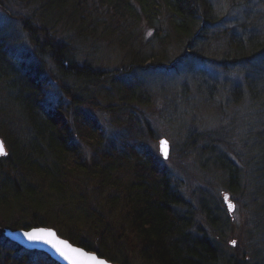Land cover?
Segmentation results:
<instances>
[{"label": "trees", "instance_id": "obj_1", "mask_svg": "<svg viewBox=\"0 0 264 264\" xmlns=\"http://www.w3.org/2000/svg\"><path fill=\"white\" fill-rule=\"evenodd\" d=\"M17 1L29 9L20 15L35 60L20 56L0 31V136L8 148L5 156L0 155V247L5 260L18 245L2 237L4 227H53L60 216L77 223L67 203L74 199V192L92 185L109 191L111 207L119 202L128 206L125 213L132 238L142 244L147 264H246L247 256L241 252L229 259L222 255L207 231L189 235L176 205L180 194L165 164L150 151H120L113 142H106L102 123L88 110L99 105L102 96L106 108L115 105V97L121 101L120 108L150 103L149 87L133 80L134 72L165 69L166 62L177 64L182 56L172 59L171 44L187 47L207 38L210 25L218 20L212 0ZM142 21L144 29L139 25ZM132 25L136 31L130 30ZM120 36L129 45V55L118 68H105L87 58L91 56L86 51L89 45L100 40L110 46ZM228 43V54L233 52L242 62L263 54L264 31L254 29L246 37L231 33ZM193 47L196 55L205 52V45ZM47 59L56 69L57 91L48 87ZM251 92L264 102V83ZM65 94L70 103H64ZM261 129L264 132V126ZM82 141L92 146V155L84 151ZM254 160L256 168L264 169V151ZM221 162L229 170L230 189L237 192L239 171L235 172L227 158ZM261 186L264 182H258ZM67 237L92 248L87 241ZM18 251L26 257L33 253ZM253 262L264 264V257Z\"/></svg>", "mask_w": 264, "mask_h": 264}, {"label": "rangeland", "instance_id": "obj_2", "mask_svg": "<svg viewBox=\"0 0 264 264\" xmlns=\"http://www.w3.org/2000/svg\"><path fill=\"white\" fill-rule=\"evenodd\" d=\"M212 2L218 20L210 25L207 38L198 39L193 45H205L202 57L192 54L191 45L171 44L168 52L172 59L182 56L177 64L167 62L165 69L134 72L133 80H142L149 87L153 96L150 103L120 108L121 101L115 97V105L106 108V99L102 96L98 98L99 105L88 110L102 123L108 138L106 142H113L120 151L132 152L134 148L141 153L150 151L165 164L171 183L180 194L176 205L189 235L207 231L227 259L241 252L252 264V259L264 257V187H258V182H264V169L256 168L254 160L264 151L261 129L264 102L263 98H253L251 92L258 83L261 87L264 83V52L241 62L235 59L233 52L228 54V38L231 33L246 37L252 30L264 28V0ZM19 3L0 0V31L20 56L35 60L20 15L29 9ZM139 25L144 29L143 21ZM130 30L136 31V26L132 25ZM120 39L110 46L100 40L92 43L86 49L91 55L87 58L105 68H118L129 51L122 36ZM46 62L50 68L49 90L57 91V79L53 76L56 69L50 60ZM64 96V103H70L67 95ZM164 139L170 150L167 158L161 151ZM4 144L6 146L5 140ZM83 145L87 155H92V146L84 142ZM219 157L227 158L235 172L239 171L241 185L237 192L230 189L229 170L222 167ZM132 158L134 160L136 155L132 154ZM110 195L109 191L92 185L74 192V199L69 200L66 207L78 222L60 216L59 224L53 227L63 238L73 235L87 241L92 247L87 249L105 252L110 256L107 259L116 264H147L142 244L132 238L131 224L125 213L128 206L119 202L111 207ZM229 203L234 205L231 210ZM76 210H80V215ZM2 237L18 245V249L5 260V251L0 247V264H50L47 259L58 264L45 251H29L5 233ZM21 249L33 253L26 257L23 252L18 253Z\"/></svg>", "mask_w": 264, "mask_h": 264}, {"label": "water", "instance_id": "obj_3", "mask_svg": "<svg viewBox=\"0 0 264 264\" xmlns=\"http://www.w3.org/2000/svg\"><path fill=\"white\" fill-rule=\"evenodd\" d=\"M163 141H166L165 139ZM0 142L3 143V139L0 138ZM5 147V154L7 152V148ZM170 153V150L168 148V144H167V157ZM3 154V155H5ZM165 157V156H164ZM165 157V158H167ZM39 229H45L47 231H50L52 233H54V236H45L44 239L46 240H51L52 243L56 244L58 247H63V245H61L59 243V241H67L69 244L72 245L73 248H79L82 249L84 252L88 253L89 255H95L100 259L106 260L107 264H116L113 261L107 260L105 257L101 256L99 254V252L93 251V250H89L84 248L83 246L79 245V244H74L72 243L69 239L67 238H63L58 234V231H56L55 228H50V227H46V226H42V227H32L31 229H12V228H5L3 230V232L5 233V235L8 238H11L15 241H17L19 244H22L25 248H27L28 250H32V249H36V250H40V251H45L47 253H49L52 257V259L55 261H57V263L59 264H70V260L64 259V257H62L55 248H53L49 243H45L43 240H28L27 237L24 235L25 233L28 232H33L34 230H39Z\"/></svg>", "mask_w": 264, "mask_h": 264}, {"label": "snow or ice", "instance_id": "obj_4", "mask_svg": "<svg viewBox=\"0 0 264 264\" xmlns=\"http://www.w3.org/2000/svg\"><path fill=\"white\" fill-rule=\"evenodd\" d=\"M161 151L165 157H167V141L161 142ZM0 154H5V147L2 142H0ZM228 197L225 196L227 201ZM229 210L234 208L231 203L228 204ZM28 240H43L45 243H49L56 251L64 257V259L70 260V264H107L106 260L100 259L95 255H89L82 249L73 248L71 244L67 241H59L63 247H58L56 244L52 243L51 240L44 239L45 236H54L55 234L47 231L45 229L34 230L33 232H28L24 234ZM235 244V241L232 242Z\"/></svg>", "mask_w": 264, "mask_h": 264}, {"label": "bare ground", "instance_id": "obj_5", "mask_svg": "<svg viewBox=\"0 0 264 264\" xmlns=\"http://www.w3.org/2000/svg\"><path fill=\"white\" fill-rule=\"evenodd\" d=\"M258 31H260V32H262V31H264V28H262L261 30H258ZM190 46V45H189ZM192 47V46H191ZM194 56H196L197 58L198 57H202L203 55H204V53L202 54V55H196V54H194V52L192 53ZM167 63V62H166ZM167 66H168V63H167ZM14 120H15V122H20L21 121V119L18 117V115L16 116L15 115V118H14ZM2 138V137H1ZM3 142H4V140H3ZM5 228H9V227H4L3 229H2V231L5 229Z\"/></svg>", "mask_w": 264, "mask_h": 264}]
</instances>
